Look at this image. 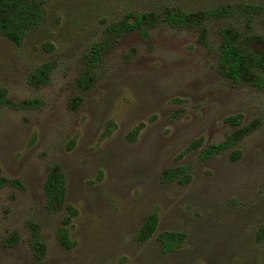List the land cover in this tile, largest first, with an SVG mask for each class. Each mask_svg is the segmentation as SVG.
Masks as SVG:
<instances>
[{"label": "rangeland", "instance_id": "obj_1", "mask_svg": "<svg viewBox=\"0 0 264 264\" xmlns=\"http://www.w3.org/2000/svg\"><path fill=\"white\" fill-rule=\"evenodd\" d=\"M31 1L44 10L42 24L20 46L0 37V90L9 100L0 106V179L16 182L0 188V264H264V240L255 238L264 226V90L236 85L217 69L218 31L235 22L208 24L209 48L195 30L163 24L146 39L103 36L128 11L252 0ZM252 32L264 37V12ZM96 45L86 89L78 80ZM27 101L32 106L18 107ZM236 116L238 126L225 122ZM244 127L252 132L235 147L237 161L231 151L200 160L204 147ZM199 139L200 149L182 154ZM53 166L66 181L57 215L44 210ZM178 166L187 183L161 179ZM150 214L156 233L138 244ZM31 225L42 259L29 247ZM164 232L181 234V246L163 253L156 237Z\"/></svg>", "mask_w": 264, "mask_h": 264}, {"label": "trees", "instance_id": "obj_2", "mask_svg": "<svg viewBox=\"0 0 264 264\" xmlns=\"http://www.w3.org/2000/svg\"><path fill=\"white\" fill-rule=\"evenodd\" d=\"M264 12V5L252 1H228L207 10L187 11L180 6L166 5L159 11L150 10L144 12L128 11L117 22L105 26L103 36L105 40L120 39L127 34L136 33L140 38L146 39L148 31L158 25H165L171 29H193L198 36V42L203 48H209L208 24L212 22L233 21V25L222 26L218 31L220 39L219 55L217 60L218 72L234 84L247 83L256 91L264 90V37L252 32V22L255 17ZM44 20V10L39 3L31 0H0V37L20 46L27 34L37 29ZM102 46L96 45L87 57L88 66L78 84L89 89L93 81V68L98 59ZM45 69L40 70L37 78L43 83ZM32 102L21 103L18 107H30ZM9 105L7 92L0 90V106ZM227 124L238 126L240 117H228ZM139 129L134 130L130 137L136 138ZM252 132L251 127L240 128L227 135L217 145L204 147L200 153V160L206 161L224 151H231L230 159L237 161L241 153L235 147L239 142ZM202 147V140L193 141L182 154L198 150ZM182 156V155H181ZM161 179L165 182L187 183L189 177L186 169L178 166L162 173ZM16 186V182L0 179V188ZM44 210L50 215L60 214L65 208L66 181L63 172L58 166H53L44 183ZM64 224L69 222L63 220ZM157 216L148 215L137 230L134 241L138 244L146 243L151 239L157 229ZM157 241L163 253H170L178 249L182 244V235L164 232L159 234ZM257 241L264 240V226L256 232ZM64 242L65 236L61 235ZM10 244V243H9ZM29 247L35 258L44 257V246L41 242L35 225L30 227Z\"/></svg>", "mask_w": 264, "mask_h": 264}]
</instances>
